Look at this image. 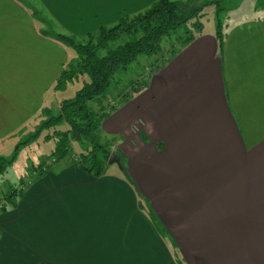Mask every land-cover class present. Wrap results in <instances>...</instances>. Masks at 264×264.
I'll use <instances>...</instances> for the list:
<instances>
[{"label": "crops", "instance_id": "1", "mask_svg": "<svg viewBox=\"0 0 264 264\" xmlns=\"http://www.w3.org/2000/svg\"><path fill=\"white\" fill-rule=\"evenodd\" d=\"M40 1L83 39L158 0ZM238 1L253 12L222 23L221 47L203 30L115 103L100 130L120 169L32 170L0 213V264H264V0ZM31 10L0 0V142L52 114L71 58Z\"/></svg>", "mask_w": 264, "mask_h": 264}, {"label": "trees", "instance_id": "2", "mask_svg": "<svg viewBox=\"0 0 264 264\" xmlns=\"http://www.w3.org/2000/svg\"><path fill=\"white\" fill-rule=\"evenodd\" d=\"M220 3V1H212L200 7H193L190 2L158 0L145 12L131 17L124 16L112 27H101L97 32L87 34L84 40L62 34L55 36L43 34L77 54V59L68 62L56 82V88L62 90V84L74 77H87V79L84 78L83 86L73 98L60 102L59 114L44 121L30 142L41 137L45 131L48 132L44 140L56 143L51 155L55 162L71 157L72 141L88 143L89 147L78 153L72 163L84 167L95 178L106 175L112 152L108 147L100 144L96 136L102 122L115 110V105L109 107L103 102L111 89L118 85L117 75L129 70L141 57L152 58L159 55L164 39L171 37L182 27L194 23L195 32L189 31L188 37L181 41L180 47L192 43L203 32L202 18L204 10L208 7L214 6L217 9L216 37L221 47L223 39L220 17L223 8L220 7ZM176 52V49H172L171 57ZM163 62L164 59L151 65L152 73L158 70ZM147 87L148 81L132 86V94ZM133 95H124L122 100L129 101ZM92 104H98V110H94ZM63 124L67 129H58ZM115 154L120 157L119 153ZM120 160L122 161V158ZM14 161L15 157L11 160L0 157V174L5 173ZM45 165L46 163L37 169H45ZM21 184L24 185L23 182ZM26 188L27 186L21 185L20 188L11 189L5 194L0 212L15 207L16 200L24 194Z\"/></svg>", "mask_w": 264, "mask_h": 264}, {"label": "rangeland", "instance_id": "3", "mask_svg": "<svg viewBox=\"0 0 264 264\" xmlns=\"http://www.w3.org/2000/svg\"><path fill=\"white\" fill-rule=\"evenodd\" d=\"M22 5L30 6L33 11L34 17L36 19L37 25L42 28L46 34L55 36L58 34L68 35L63 32L61 28V22H59L55 17H52L48 10L44 8L40 0H19ZM171 1H181L183 3L190 2L193 7H200L208 2L212 1H220V7L223 8L222 13H230L231 16L229 18L223 17L221 13V21L225 25L231 24L235 21H240L244 15H248L253 11H251L248 7L245 12L242 11L239 1L236 0H171ZM243 1V0H242ZM230 7V8H229ZM236 7V8H235ZM230 9V11H229ZM244 9V8H243ZM217 9L213 7H208L204 10V17L202 18L203 30L208 32L213 30L215 26H217ZM234 14V16H233ZM225 16V15H224ZM71 23L75 22L72 18H68ZM195 26L194 23L186 25L177 31L171 37L164 39L162 43V51L159 55L154 56L152 58L141 57L137 63H135L129 70L126 72L117 75L116 81L118 85L113 87L109 92V95L106 97V100L103 102L106 106H114L116 102H120L124 95H133L132 86H136L141 82L148 81L150 77L156 72L154 70L153 74L151 71V65H154L157 61H161L163 59L170 58V52L172 49L180 48L181 41L185 40L188 37L189 31H194ZM197 34V33H196ZM79 39V40H84ZM71 53L70 60L77 59V54L75 51L69 49ZM69 60V61H70ZM68 61V62H69ZM155 67V66H154ZM65 70V69H64ZM85 78V77H84ZM82 77H74L72 80L67 81L65 84H62V90L57 89L56 85L53 91H51L46 99L48 103V109L52 114L47 118V112H43L40 116L35 118L31 124H29L25 129H22L19 132H15L13 136L7 138L4 141L0 142V157L11 160L15 157V161L13 164L7 169V171L3 174H0V206L2 205V198L5 194L9 193V189H18L20 186H25V180L30 178V173H32L33 169H35V174L39 175L37 168L40 165L53 164V168L57 167L55 164V160L52 159L51 155L53 154L56 143L46 142L44 140V136L48 133L45 131L43 135L37 139H34L30 142L31 138L38 132L41 128L44 120L46 121L50 117L56 116L59 114L58 109L56 107L57 103L52 105L53 102H61L62 100L73 98L76 92L83 86ZM87 79V77L85 78ZM135 96V94L133 95ZM122 97V98H121ZM131 99V98H130ZM94 110H98V104L91 105ZM52 115V116H51ZM60 130H66V125H61L58 127ZM97 140L100 144L106 145L108 143V137H106L102 131L99 129L97 133ZM71 146V157L67 158L69 163H72L76 159V155L82 151H84L89 144L83 141H72L70 143ZM19 147V149H17ZM112 153H116L111 151ZM56 165V166H55ZM109 165V164H108ZM109 171L117 170L116 165H109ZM120 169V168H119ZM35 177H33L34 179ZM21 181L24 183L21 184ZM29 185V184H27ZM10 187V188H9ZM2 213V212H0Z\"/></svg>", "mask_w": 264, "mask_h": 264}, {"label": "water", "instance_id": "4", "mask_svg": "<svg viewBox=\"0 0 264 264\" xmlns=\"http://www.w3.org/2000/svg\"><path fill=\"white\" fill-rule=\"evenodd\" d=\"M108 164L109 165H117L119 168L122 167L120 157L115 153H112L110 155V159L108 161Z\"/></svg>", "mask_w": 264, "mask_h": 264}]
</instances>
